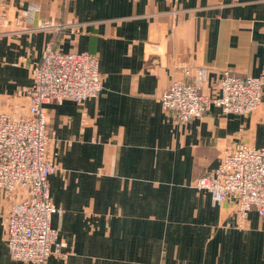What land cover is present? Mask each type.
Masks as SVG:
<instances>
[{"label": "crops", "instance_id": "obj_1", "mask_svg": "<svg viewBox=\"0 0 264 264\" xmlns=\"http://www.w3.org/2000/svg\"><path fill=\"white\" fill-rule=\"evenodd\" d=\"M2 2L0 111L18 103L48 44L98 58L97 97L44 106L57 166L49 198L60 210L51 226L74 253L49 264H264V220L253 210L239 229L231 201L213 205L193 187L236 144L264 146V88L252 115L211 105L180 124L160 103L197 71L209 96L224 71L264 75V0ZM30 6L65 28L20 31ZM4 239L0 216V264H30L12 260Z\"/></svg>", "mask_w": 264, "mask_h": 264}, {"label": "built area", "instance_id": "obj_2", "mask_svg": "<svg viewBox=\"0 0 264 264\" xmlns=\"http://www.w3.org/2000/svg\"><path fill=\"white\" fill-rule=\"evenodd\" d=\"M37 6L26 10L20 31L55 32L66 25L50 19H36ZM5 7L0 0V30L6 25ZM1 34V31H0ZM31 83L16 92L18 103L6 104L0 111V193L5 207L0 210L4 241L12 260L30 264H49L54 256L67 260L74 253L51 226L60 214L49 198V176L57 166L48 152L44 106L71 100L82 103L95 98L102 89L96 55L87 52L64 53L48 44L38 65L31 68ZM205 79L197 71L191 84L172 81L160 96L161 107L183 124L201 118L211 105L223 114L252 115L261 105L264 75H237L229 71L216 81V94L202 93ZM1 106V102H0ZM193 187L209 195L213 205L231 201L235 226L246 224L255 211L264 220V146L236 144L215 168L195 179Z\"/></svg>", "mask_w": 264, "mask_h": 264}]
</instances>
